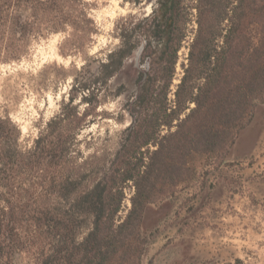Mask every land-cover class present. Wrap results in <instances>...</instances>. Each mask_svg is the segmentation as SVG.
Returning a JSON list of instances; mask_svg holds the SVG:
<instances>
[{
  "label": "trees",
  "instance_id": "1",
  "mask_svg": "<svg viewBox=\"0 0 264 264\" xmlns=\"http://www.w3.org/2000/svg\"><path fill=\"white\" fill-rule=\"evenodd\" d=\"M91 5L0 0V64L52 33L65 34L63 54L86 47L98 32ZM113 36L117 45L93 70L80 67L30 145L0 114V264H16L19 253L27 264H141L148 205L194 176L195 155L222 162L264 103V0H153L148 14L120 18ZM140 46L130 122L111 155L89 152L80 135L103 117L99 105L127 91L109 81ZM183 46L187 61L174 84Z\"/></svg>",
  "mask_w": 264,
  "mask_h": 264
},
{
  "label": "rangeland",
  "instance_id": "2",
  "mask_svg": "<svg viewBox=\"0 0 264 264\" xmlns=\"http://www.w3.org/2000/svg\"><path fill=\"white\" fill-rule=\"evenodd\" d=\"M98 27L89 45L61 53L65 34L52 33L34 41L19 61L0 64V114L8 115L20 129V144L30 145L40 127L66 101L73 76L83 64L93 70L96 57L118 43L116 23L129 15L141 17L153 0H85ZM187 45V42L184 44ZM137 52V51H136ZM136 52L109 81L127 91L99 105L105 112L85 128L89 152L111 155L125 126L128 99L139 65ZM187 47L179 52L174 84L186 63ZM76 98L74 103H78ZM85 105L80 104V109ZM194 176L180 183L165 199L148 205L142 230L149 244L141 264H264V103H258L252 121L240 132L222 162L195 155L190 162ZM125 188L122 214L130 207L131 183ZM16 264H27L29 255H15Z\"/></svg>",
  "mask_w": 264,
  "mask_h": 264
},
{
  "label": "water",
  "instance_id": "3",
  "mask_svg": "<svg viewBox=\"0 0 264 264\" xmlns=\"http://www.w3.org/2000/svg\"><path fill=\"white\" fill-rule=\"evenodd\" d=\"M142 50V46H140L136 52V56L139 57L140 51Z\"/></svg>",
  "mask_w": 264,
  "mask_h": 264
},
{
  "label": "bare ground",
  "instance_id": "4",
  "mask_svg": "<svg viewBox=\"0 0 264 264\" xmlns=\"http://www.w3.org/2000/svg\"><path fill=\"white\" fill-rule=\"evenodd\" d=\"M58 33L54 34V35H57Z\"/></svg>",
  "mask_w": 264,
  "mask_h": 264
}]
</instances>
